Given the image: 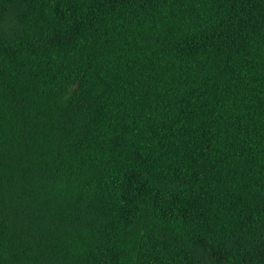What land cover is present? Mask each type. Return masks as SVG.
<instances>
[{"label":"trees","instance_id":"1","mask_svg":"<svg viewBox=\"0 0 264 264\" xmlns=\"http://www.w3.org/2000/svg\"><path fill=\"white\" fill-rule=\"evenodd\" d=\"M0 264H264V0H0Z\"/></svg>","mask_w":264,"mask_h":264}]
</instances>
